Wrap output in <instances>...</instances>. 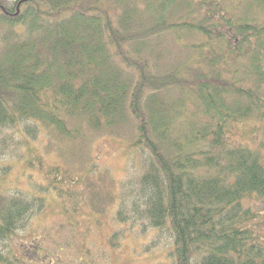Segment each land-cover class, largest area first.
Segmentation results:
<instances>
[{
    "label": "trees",
    "instance_id": "obj_1",
    "mask_svg": "<svg viewBox=\"0 0 264 264\" xmlns=\"http://www.w3.org/2000/svg\"><path fill=\"white\" fill-rule=\"evenodd\" d=\"M258 121L264 0H0V264L52 260L29 231L46 208L70 244L79 205L114 203L121 229L154 233L159 264H264ZM41 133L48 166L31 144ZM105 135L139 163L122 180L86 162ZM20 147L44 179L28 191L6 184ZM74 249L94 264L91 247Z\"/></svg>",
    "mask_w": 264,
    "mask_h": 264
},
{
    "label": "rangeland",
    "instance_id": "obj_2",
    "mask_svg": "<svg viewBox=\"0 0 264 264\" xmlns=\"http://www.w3.org/2000/svg\"><path fill=\"white\" fill-rule=\"evenodd\" d=\"M176 51L177 48H174ZM256 125H260L259 132L262 134L264 131V122L258 121ZM263 125V126H262ZM237 137H240L239 135ZM246 140L249 138L246 137ZM31 144H33L36 154L46 155L44 160L45 166L50 163L55 162L54 153L49 154L52 149L47 148L48 142L44 133L38 135L37 139H32ZM86 152V162L97 160L100 167L103 168V177L110 179L112 178L124 179L128 174L133 173L135 168L138 167L139 163L134 160L130 161L124 153L125 145L120 144L118 140H112L108 136H103L95 141L94 144ZM22 156L25 153L23 147L18 148L15 151H10L7 155V163L12 165V169L8 175L6 184L9 188L19 187L24 191L32 189L35 185L40 183L43 179L42 174L37 170H31L28 161L25 163L24 159L17 156ZM132 154V153H131ZM129 155V154H128ZM80 166V164H79ZM33 174H30V172ZM108 172V175L106 174ZM80 186V185H79ZM77 186L76 188H79ZM261 211L263 212L264 218V201L259 205ZM117 208V203H114L107 207L103 213L99 215H90L87 208L81 204L79 205L78 213L73 218H76L75 222L82 223L78 228L80 232L70 239L72 245L66 244L67 240L64 239L63 235H67L70 230V224L62 232L61 226L63 224L67 225L66 218L59 214L55 209L46 208L38 215H36L31 222L29 231L32 234L33 241L36 240L41 244L44 249L49 253V260L47 264H57L56 256L61 255L64 260L61 264H79L83 262L84 259L78 257V250L74 249L78 246L91 247V254L89 255V261L94 264H159L160 261L164 259L161 256L162 252H158L160 247H153V239L155 235L153 232H146L142 234V228L140 223H128L123 227L125 236L119 239L120 243L116 247H111L109 242V237L111 231L115 229L116 231H121V226L114 219V212ZM62 232V236L59 235ZM27 232L24 235H29ZM56 233V234H55ZM122 234V232H121ZM120 234V235H121ZM47 235V236H46ZM52 235V238H49ZM61 236V237H60ZM47 237V238H46ZM25 245L29 247L31 240L24 239ZM57 243L61 245L62 248L65 246H72L69 248H64L65 252L60 251L57 248ZM164 244V243H163ZM161 244V246L163 245ZM77 245V246H76ZM77 257V258H76ZM76 260L74 261V259ZM85 258V257H84Z\"/></svg>",
    "mask_w": 264,
    "mask_h": 264
}]
</instances>
